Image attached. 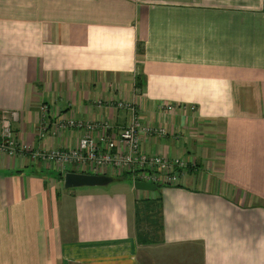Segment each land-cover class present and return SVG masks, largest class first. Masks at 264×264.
Returning <instances> with one entry per match:
<instances>
[{
	"label": "crops",
	"instance_id": "1",
	"mask_svg": "<svg viewBox=\"0 0 264 264\" xmlns=\"http://www.w3.org/2000/svg\"><path fill=\"white\" fill-rule=\"evenodd\" d=\"M126 103L143 154L187 163L177 184L62 195L66 173L127 176L0 154V264H264V0H0V113L20 144L75 148L86 132L62 125L110 134ZM146 199L161 229L140 245Z\"/></svg>",
	"mask_w": 264,
	"mask_h": 264
},
{
	"label": "built area",
	"instance_id": "2",
	"mask_svg": "<svg viewBox=\"0 0 264 264\" xmlns=\"http://www.w3.org/2000/svg\"><path fill=\"white\" fill-rule=\"evenodd\" d=\"M116 107H123L128 112L129 121L126 126L113 130L110 134L105 132L93 138L91 136L93 132L108 131L110 127L100 121H67L62 128L80 129L86 132L85 135L78 140L75 148L49 152L35 151L27 145L20 144L12 131V124L18 121L17 113L3 111L0 113V154L20 158L28 156L32 161L59 168L72 165L92 171L109 168L126 174L132 182L154 186L176 185L187 163L179 158L168 159L143 154L138 139V134L144 131L140 114L133 104H117ZM47 109L46 105L39 106L42 115L46 114ZM39 129L41 130L39 138H42L43 126ZM155 132L163 134L160 129Z\"/></svg>",
	"mask_w": 264,
	"mask_h": 264
},
{
	"label": "trees",
	"instance_id": "3",
	"mask_svg": "<svg viewBox=\"0 0 264 264\" xmlns=\"http://www.w3.org/2000/svg\"><path fill=\"white\" fill-rule=\"evenodd\" d=\"M141 85L140 81L138 80L137 76L135 78L134 86L135 88H139ZM125 176V174H122ZM157 188L163 186H156ZM143 205L144 212L139 208L136 207V226H137V239L140 245H151L156 244L155 240V233L160 231L161 227L158 223V199H146L140 202ZM150 218V220H149ZM146 222V223H145ZM143 226L144 229L141 230Z\"/></svg>",
	"mask_w": 264,
	"mask_h": 264
},
{
	"label": "water",
	"instance_id": "4",
	"mask_svg": "<svg viewBox=\"0 0 264 264\" xmlns=\"http://www.w3.org/2000/svg\"><path fill=\"white\" fill-rule=\"evenodd\" d=\"M112 178L106 176L66 173L63 177V186L65 189L82 187H102L112 182ZM134 188L143 191H154L157 187L148 183L134 184Z\"/></svg>",
	"mask_w": 264,
	"mask_h": 264
},
{
	"label": "rangeland",
	"instance_id": "5",
	"mask_svg": "<svg viewBox=\"0 0 264 264\" xmlns=\"http://www.w3.org/2000/svg\"><path fill=\"white\" fill-rule=\"evenodd\" d=\"M134 107L137 108L136 106H134ZM187 168H188V167H186V168L184 169L182 175H184V173H185V171L187 170ZM182 175H181V176H182ZM125 176H127V175H125ZM181 176H180V177H181ZM116 183H117V184H119V183H125L129 189H132V190H131L132 193L135 191L134 188H133L134 183L129 179V176H127V178H124V179H122V180H120V181H117V180L113 179L112 182L109 183V184H108L107 186H105V187H114V186H111V184L115 185ZM83 188H84V187H83ZM114 188H115V187H114ZM76 189H79V188L65 189V188L62 186L60 192H61L62 195H64V194L71 193L72 191H75ZM85 189H89V188H85ZM149 220H150V218H149ZM141 227H143V226H141ZM153 254H154V255H163V256L173 255V254L171 253V251L164 250L163 252H161V251L159 250V252H158V250H155V248H153V250H151V255H153ZM141 256H142V252L140 253V258H141ZM190 264H192V263H190ZM193 264H198V263H193Z\"/></svg>",
	"mask_w": 264,
	"mask_h": 264
},
{
	"label": "bare ground",
	"instance_id": "6",
	"mask_svg": "<svg viewBox=\"0 0 264 264\" xmlns=\"http://www.w3.org/2000/svg\"><path fill=\"white\" fill-rule=\"evenodd\" d=\"M126 175V174H125ZM134 184L136 183V182H133ZM139 183H142V182H139Z\"/></svg>",
	"mask_w": 264,
	"mask_h": 264
}]
</instances>
